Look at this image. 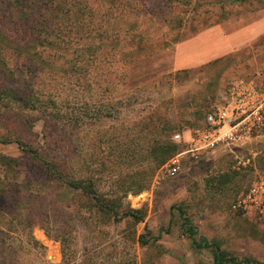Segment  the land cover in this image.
<instances>
[{
    "label": "rangeland",
    "instance_id": "obj_1",
    "mask_svg": "<svg viewBox=\"0 0 264 264\" xmlns=\"http://www.w3.org/2000/svg\"><path fill=\"white\" fill-rule=\"evenodd\" d=\"M111 1L122 7L120 18L106 17L100 30L119 39L102 43L88 73L73 59L88 43L75 40L68 49L26 48L0 58V264H213L215 247L237 261L264 264V225L232 209L264 174V135L197 160L186 156L179 174L169 177L149 153L157 136L143 129L156 110L172 126L159 138L173 142L176 153L185 149L229 81L243 77L264 88V39L206 73L132 75L140 61L264 8V0H190V7L175 0ZM106 3L93 6L103 13ZM18 144L62 164L67 182L92 180L119 213L136 211L142 220L99 212ZM181 214L209 248L191 246Z\"/></svg>",
    "mask_w": 264,
    "mask_h": 264
},
{
    "label": "trees",
    "instance_id": "obj_2",
    "mask_svg": "<svg viewBox=\"0 0 264 264\" xmlns=\"http://www.w3.org/2000/svg\"><path fill=\"white\" fill-rule=\"evenodd\" d=\"M105 1L108 3L104 7L105 11L101 13L98 6H93L95 0H0L1 60L3 61L5 52L21 53L26 48H33L36 51L38 48L46 50L60 46L63 49H68V46L72 45L73 40H75L76 43H88L83 54L81 56L78 54L73 58H78L83 62L81 74L88 73L91 71L88 67L93 68L92 63H95L98 52L102 48V43L108 39L111 43L114 41L117 42L119 39L117 32L107 35L105 31L100 30L102 24L106 22V17L118 19L120 16L116 15V13L122 11V7H114L111 0ZM175 1L185 7H190L192 4L190 0ZM113 2H119V0H113ZM118 4L121 5V3ZM140 42L138 40L136 43L140 44ZM73 53L77 54V51ZM229 57L218 59L197 69L179 71V74L206 73L213 65L220 61L228 60ZM72 65H77V63L74 62ZM104 83L106 84V81ZM84 85L89 86V83H84ZM100 88H103L104 92L107 91L106 85L104 87L100 85ZM2 99L4 97H2V93L0 92V100ZM144 119L143 129L148 134L153 133L157 136L152 141L149 153L155 156L156 163L163 164L175 155L177 150L176 145L169 139L159 138L160 135L164 134L162 130H164L163 128L165 126L172 128L171 123L167 118L158 116L156 110L152 111ZM68 121H70L69 118ZM18 145L20 150L26 155H29L32 160L43 164L54 180L65 183V186L68 188L84 194L86 198L93 202L99 212L110 213L115 219L120 216L119 218L132 217L136 221L142 220V216H139L136 211L119 213V205L116 202L108 203L103 196L98 195L92 180L79 181L73 179L67 182L63 177L62 164L46 161L35 150L24 149L25 147L20 144ZM160 151H162V154L158 155ZM182 214L180 216L181 227L184 234L191 240V246L197 249L209 248L207 243L197 242L195 239L196 230L192 226L191 221ZM213 264L263 263L249 258L237 261L233 257L225 256L218 247H215L213 251Z\"/></svg>",
    "mask_w": 264,
    "mask_h": 264
},
{
    "label": "built area",
    "instance_id": "obj_3",
    "mask_svg": "<svg viewBox=\"0 0 264 264\" xmlns=\"http://www.w3.org/2000/svg\"><path fill=\"white\" fill-rule=\"evenodd\" d=\"M264 135V88L255 80L235 77L217 95L203 123L191 134L185 149L169 158L162 170L175 177L184 157L197 160L203 154L230 146L246 145ZM174 140H180L177 134ZM236 213L264 225V174L238 195L232 205Z\"/></svg>",
    "mask_w": 264,
    "mask_h": 264
},
{
    "label": "crops",
    "instance_id": "obj_4",
    "mask_svg": "<svg viewBox=\"0 0 264 264\" xmlns=\"http://www.w3.org/2000/svg\"><path fill=\"white\" fill-rule=\"evenodd\" d=\"M264 39V8L246 12L234 21H223L196 36L144 59L133 69V77L169 73L204 66L258 46ZM137 72V73H136ZM148 78V77H147Z\"/></svg>",
    "mask_w": 264,
    "mask_h": 264
}]
</instances>
